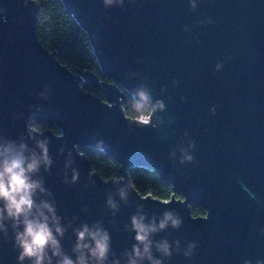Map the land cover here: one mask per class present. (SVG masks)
<instances>
[{
	"label": "water",
	"instance_id": "95a60500",
	"mask_svg": "<svg viewBox=\"0 0 264 264\" xmlns=\"http://www.w3.org/2000/svg\"><path fill=\"white\" fill-rule=\"evenodd\" d=\"M62 1L88 33L110 80L101 87L106 102L83 91L79 78L40 44L36 2L24 7L22 0H0L5 10L0 13V134L16 139L24 133L29 106H41L38 119L48 126L44 132L55 161L50 174L43 175L58 214L77 217V224L103 221L119 255L134 242V233L122 228L142 202L149 216L171 209L182 217L179 229L154 239L178 238L182 247L187 241L198 242L191 261L174 254L167 264H243L246 259L255 264L264 259V235L259 231L264 228V0H198L195 12L188 0H126L123 8L107 9L101 0ZM205 17L215 23H196ZM185 25L189 32L181 30ZM219 61L224 67L216 72ZM129 72L140 76L130 79ZM144 77L154 98L166 104L160 113L165 123L157 129L136 127L137 121L126 117L121 106L120 89L131 92ZM173 79L179 81L176 87ZM91 81L99 86L96 79ZM45 84L52 92L47 101H40L37 94ZM161 86L167 88L163 96ZM213 105L215 115L209 113ZM17 112L24 118L14 119ZM57 126L63 129V139L52 131ZM184 132L196 144L195 166L168 158ZM97 140L104 141L105 154L120 165V179L130 182L127 170L148 168L181 198L172 195L160 201L133 189L128 204H121L113 218L104 207L108 191L115 197L111 183H105L112 179L96 173L95 185L85 189L92 168L75 152L79 180L72 186L61 183L64 156L57 157V149L73 144L95 149ZM85 206L88 213L80 211ZM190 206L203 208L206 215L193 217ZM113 219L115 226L109 223ZM74 239L69 229L62 241L65 250ZM16 254L9 232V241H0V264H15Z\"/></svg>",
	"mask_w": 264,
	"mask_h": 264
},
{
	"label": "clouds",
	"instance_id": "9594fccd",
	"mask_svg": "<svg viewBox=\"0 0 264 264\" xmlns=\"http://www.w3.org/2000/svg\"><path fill=\"white\" fill-rule=\"evenodd\" d=\"M125 2L126 0H101L105 9L123 8ZM30 3L32 4L31 0H22L24 7H28ZM127 3L135 4L136 0H127ZM197 4L198 0H188L189 9L193 12L196 11ZM4 11L0 8V13ZM105 19L109 17L106 16ZM2 22L6 23L7 18L3 17ZM196 23L209 25L215 21L205 17L198 18ZM181 30L189 32L190 28L185 25ZM223 67L224 61H219L214 65V71L219 72ZM126 75L130 79H135L140 73L129 72ZM178 84V80H172L173 87ZM166 91V86L159 89L161 96ZM51 92L52 89L47 84L43 85L37 94L39 100L47 101ZM129 95L135 112L150 113L149 117L139 120L136 127L157 129L164 125L165 120L160 113L166 111V104L164 100L154 98L146 77L139 80ZM180 99L181 102L184 101L183 96ZM216 107L211 106L209 113L215 115ZM41 110L39 104L29 106L24 133L16 139L0 134V241L7 243L11 232L12 249L17 253L15 264H167L174 254L182 255L191 261L198 246L197 241H187L182 247L178 238L171 241L166 236L154 239L161 232L181 227L182 217L174 210H165L159 217L155 214L149 216L144 211V204L137 203L135 212L122 228L126 233H134L132 237L134 242L119 255L112 249L111 234L104 227L103 221L95 220L92 223L81 221L77 224V217L69 219L66 214H58L55 196L46 187L43 175L50 174L55 161L49 151L50 140L44 132L45 123L38 119ZM13 118L23 119L24 113H14ZM56 128L59 130L56 138L63 139V129L58 126ZM103 145V140L96 141L95 149L98 154L106 152ZM79 147L73 144L67 149L65 145H61L57 149V157L64 156L60 176L61 183L65 185H75L79 180L80 170L74 166L76 160L73 156V152L77 156L83 155L78 152ZM195 149V141L189 137L188 132H184L177 147L169 151L168 158L181 166L185 164L195 166L196 161L192 154ZM93 176H96L95 169H88L87 183L83 186L85 189L95 185ZM105 183H111L115 190V197L112 191H108L104 202V207L115 218L121 204H128L133 186L119 177ZM80 211L88 213L89 208L85 206ZM109 223L115 226L114 219ZM69 229L75 239L70 250H65L62 241ZM259 231L264 235V228ZM243 264L252 262L246 259ZM255 264H264V259H257Z\"/></svg>",
	"mask_w": 264,
	"mask_h": 264
},
{
	"label": "trees",
	"instance_id": "16d2710c",
	"mask_svg": "<svg viewBox=\"0 0 264 264\" xmlns=\"http://www.w3.org/2000/svg\"><path fill=\"white\" fill-rule=\"evenodd\" d=\"M37 4L36 32L40 44L79 78L80 88L89 92L99 100L106 102L101 89L103 83H110L102 71L99 61L88 33L74 19L62 0H32ZM91 79L98 81L95 88ZM121 106L126 117L139 121L149 117L150 113H137L133 110L129 91L121 88ZM48 126H44V131ZM55 135L59 130L52 129ZM86 157L89 166L103 180L121 178L120 165L105 153L98 154L96 149L85 147L78 150ZM128 178L133 189L142 197H152L160 201H168L172 195L181 198L180 194H174L170 185L164 184L151 169L135 167L127 170ZM193 217L206 215L203 208L190 206Z\"/></svg>",
	"mask_w": 264,
	"mask_h": 264
},
{
	"label": "snow or ice",
	"instance_id": "6c2138e0",
	"mask_svg": "<svg viewBox=\"0 0 264 264\" xmlns=\"http://www.w3.org/2000/svg\"><path fill=\"white\" fill-rule=\"evenodd\" d=\"M143 119V118H142Z\"/></svg>",
	"mask_w": 264,
	"mask_h": 264
}]
</instances>
